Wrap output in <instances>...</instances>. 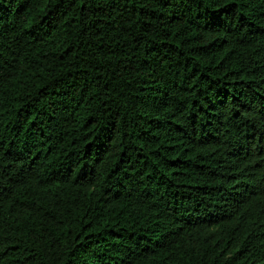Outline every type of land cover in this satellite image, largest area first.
Returning <instances> with one entry per match:
<instances>
[{
    "label": "trees",
    "instance_id": "16d2710c",
    "mask_svg": "<svg viewBox=\"0 0 264 264\" xmlns=\"http://www.w3.org/2000/svg\"><path fill=\"white\" fill-rule=\"evenodd\" d=\"M0 264H264V0H0Z\"/></svg>",
    "mask_w": 264,
    "mask_h": 264
}]
</instances>
